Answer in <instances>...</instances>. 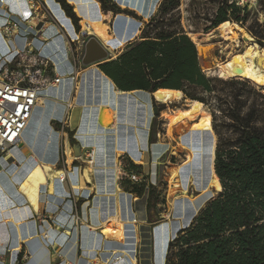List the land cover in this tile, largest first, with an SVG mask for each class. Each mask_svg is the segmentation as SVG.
<instances>
[{
  "label": "crops",
  "instance_id": "crops-1",
  "mask_svg": "<svg viewBox=\"0 0 264 264\" xmlns=\"http://www.w3.org/2000/svg\"><path fill=\"white\" fill-rule=\"evenodd\" d=\"M6 7L9 8L7 5L0 9L1 25L9 18L14 19L17 16L11 11L7 14ZM57 25L60 30L48 23L38 31L37 40L47 41L42 45L39 41L26 44L25 41L16 38L8 42L11 51L0 50V62L6 63L15 57L16 51L29 47L28 50L49 60L55 74L62 77L59 86L47 90L50 97L46 96L44 105L36 108L23 134V144L12 150L7 160L9 166L0 171V256L5 257L0 264H17L22 252L32 256L25 264H41V260L47 264H88L90 260L98 261L100 264H114L110 261L116 255H123L122 261L116 264H130L128 258L132 250L124 243L105 239L101 235L103 221L121 214L120 205L125 208V200L132 219L125 226L132 224L133 219L138 224H155L159 218L163 219V215L157 210L148 211V192L138 197L121 189L120 177L125 175L122 159L128 158L133 164L141 167L143 170L141 182L145 179L148 186L153 185L160 192L161 161L174 156L172 149H179V142L170 148L169 143L157 140L158 132L154 134L152 129L153 120L157 116L154 113V109L157 108H153L154 93L120 91L101 71V64L79 66L78 84L81 85V90L80 92L77 90L78 84L74 89L71 77L77 70L68 56L70 51L66 48V36H69L59 24ZM41 33L43 37H40ZM69 38L72 41L76 40ZM102 44L105 45L103 42ZM63 58L68 61L58 70L56 59L60 61ZM112 59H115L114 56ZM68 99H72L73 102V108L69 111L65 107ZM103 109L112 115L111 127L104 128L100 124ZM189 109L190 107L187 111ZM37 110H41L42 114L31 131L29 128L33 124ZM183 111L186 109L180 110L176 116ZM196 121L198 119L188 122V127L181 138L190 132ZM72 140L75 144L81 145L82 157L79 159H76L74 154ZM95 148L98 154L96 164L92 167L85 162V157L87 151L94 149L95 161ZM185 157L178 168L186 163L187 156ZM38 165L66 172L69 181L63 183L59 178H55L52 194L49 186L43 185L40 188L39 206L36 210L28 204L19 186ZM88 169L90 176L87 174ZM179 188H183L182 182ZM191 189L198 193L197 196L201 195L202 191L194 187H190ZM75 201H78L82 219L79 225L71 222ZM125 211L124 209L123 212ZM124 213L123 217L126 220L128 217ZM172 217V220L167 219L169 221L167 223L176 224L177 217L174 215ZM194 219L188 225L179 226L176 236ZM160 226L154 227L155 232ZM85 227L88 228L86 236L83 233ZM46 234L49 235L48 238ZM96 241L100 244L95 256L92 258L84 256V252Z\"/></svg>",
  "mask_w": 264,
  "mask_h": 264
},
{
  "label": "trees",
  "instance_id": "trees-1",
  "mask_svg": "<svg viewBox=\"0 0 264 264\" xmlns=\"http://www.w3.org/2000/svg\"><path fill=\"white\" fill-rule=\"evenodd\" d=\"M56 1L79 31L75 6L67 0ZM97 1L108 18L122 14L141 22L142 16L122 10L112 0ZM206 21L199 28L200 37L231 22L247 29L264 49V21L261 23L248 4L218 0ZM139 32L115 59L100 65L101 71L122 92L181 91L185 99L211 109V126L218 137L215 172L221 192L178 234L171 254L178 264H264V94L247 83L204 74L197 46L183 25L182 0H162L157 13ZM208 72L233 80L215 70ZM217 84L234 90L221 95ZM223 129H231L235 138L224 141ZM122 165L121 189L138 197L148 192V211H155L160 204L157 188L148 186L145 179L131 181L132 174L141 176L143 170L128 158L122 159Z\"/></svg>",
  "mask_w": 264,
  "mask_h": 264
},
{
  "label": "bare ground",
  "instance_id": "bare-ground-1",
  "mask_svg": "<svg viewBox=\"0 0 264 264\" xmlns=\"http://www.w3.org/2000/svg\"><path fill=\"white\" fill-rule=\"evenodd\" d=\"M67 1L68 3L73 4L75 6L76 14L80 18V25L82 26L83 31L86 35L96 37L97 39L106 37L107 26L103 21V12L97 0ZM112 1L122 8L133 9L140 13V15L144 17V19H148L161 0ZM5 3L17 6L16 8H10V11L12 13L22 11L27 5H29L28 0H6ZM43 4L47 11L50 13V15L59 24V26L66 32V34L69 37L75 39L76 31L74 24L72 20L66 15L61 5L56 0H43ZM116 20L127 25L128 34L122 37V39H116L114 45L108 48L110 52L115 51L119 46H126L129 42L135 40L137 37V28L141 25V22L128 15L126 16L122 14H117ZM219 28L222 33V38L225 42L231 41L237 46H239L241 44V41H243L247 45V48L243 52L234 54V56H232L231 59L225 64L227 74L230 79L249 81L250 83L254 84L259 88H264V49H262L255 43H252L253 38L250 36V34L247 33L244 28H242L236 23L225 22L220 25ZM212 36L213 34H210L207 38H210ZM191 39L192 41H194V43H196L199 57L202 59L203 50L200 41H195L196 38ZM53 60L55 59L53 58ZM67 61L68 60L66 58H63L60 61L56 59L55 63L58 67V70L61 68L63 63H67ZM208 66L209 65L205 64V67ZM43 96L50 97L47 90L43 92ZM183 97V93L181 91L176 90L163 89L154 93V99L159 104L164 105L176 101H181ZM194 104L201 106V104L198 102H194ZM167 118L169 119L168 127L169 129H172L174 125H176L175 117L174 115L170 114L167 116ZM112 119L113 118L110 112L106 109H103L101 113L102 122L105 124L110 123L112 122ZM103 127L106 128L105 126ZM190 136L191 137L189 139H183V143H181L179 146L183 151L187 153V161L179 168L177 167L172 170L171 176V190L169 193L175 195L172 205V215L177 217L179 224L178 222H176V224L175 222L163 225L161 224L162 226H160L156 231V238L158 242V264H164V247L165 242L167 241L166 234L168 233L169 239L174 238L176 236L177 230L179 229V226L182 227L183 224L188 225V223L193 218H196L201 212V210L207 205L206 203L211 200L214 192L213 189L216 188L220 182L215 172L217 137L214 130L209 124L199 123L193 128ZM97 154L98 150L95 148V161L93 162L92 167H94L96 164L95 162L97 159ZM173 154L175 155V153ZM64 174L65 173L63 171H56L50 166L38 165L34 167L31 172L27 175L25 180L19 186V190L26 197L27 201L29 202L28 204H30L34 209L38 210L40 188L43 185H48L49 191L52 194L55 187H53L54 179L63 177ZM87 174L90 176V169L87 170ZM181 182L183 188H179ZM190 187H194L195 189L202 191L201 195L196 197H190L189 195H187L188 191L190 190ZM178 193H180L181 196L176 197ZM124 204L126 205L125 208L120 205L122 211L121 214L108 217V219L103 221L101 235L105 239L116 242H123V240L125 239V224L130 223L129 220L132 219L129 215L130 210L127 205V200L124 201ZM124 209L126 210L125 213L123 212ZM123 213L127 215L128 219L124 220ZM135 222L136 220L134 219L133 221H131V223ZM83 230L84 236H86L88 228L85 227ZM142 237L144 238L142 240L144 243L143 258L148 261L150 259V237L148 231L142 230ZM99 244L100 243L98 241L92 243L88 250L90 252H97ZM73 246L75 247V244H73ZM98 263L100 264V262ZM41 264L47 263H44V261L41 260ZM134 264H136V261H134Z\"/></svg>",
  "mask_w": 264,
  "mask_h": 264
},
{
  "label": "rangeland",
  "instance_id": "rangeland-1",
  "mask_svg": "<svg viewBox=\"0 0 264 264\" xmlns=\"http://www.w3.org/2000/svg\"><path fill=\"white\" fill-rule=\"evenodd\" d=\"M161 1L158 3V5L156 6L153 13L150 15L148 19H144V17L140 15V13H138L137 11L135 12V10L133 9L122 8L119 6L122 10L133 12L140 17L142 16L141 25L138 26L137 28V37L140 35L139 31L144 27L145 23H147L150 20V18H152L157 13ZM231 1L237 2L240 5H247V4L250 5V9H253V11L256 13L257 17L261 21V23L264 21V4L261 2V0H231ZM39 3L41 5L39 15H38L39 17H35L34 21L31 22V25L33 26L34 29H29L25 31L26 27H23L20 35L17 37V39L25 41L26 44L32 43V41H37V42L39 41L41 45L46 43L47 42L46 40H42V41L37 40V35H38V31L41 30L48 23H51L52 25H54L55 29L60 30L57 25L58 23L56 22V20L50 15L47 9H45V7L43 6V0H40ZM217 3H218V0H182L183 25L185 28L188 29L189 36L191 38H196L197 40L195 39V41H200V44L203 50L201 66H202V70L204 69L203 70L204 74L208 78H212V79H220L223 81H234V82L247 83L250 87L264 94V88H259L248 81L225 80V79L218 77V75H213L212 73L208 72L209 70H215L217 74H225L227 75L228 78H230L227 74V69L225 67V64L231 59L232 56H234V54L241 53L247 48L246 43H244L243 41H241V44L239 46H237L235 43L231 41L225 42L224 39L222 38V33H221L220 28H218L214 33H212L213 36L210 38H207L208 36L200 37L199 28L203 27V25L207 23L206 19H208V17L214 14L217 8ZM7 5L11 9L14 7L15 8L17 7L16 5L13 6L12 4H7ZM29 11H30V8H29V5H27L22 11L15 12L14 14L24 15V14L29 13ZM30 15L31 14L25 16V19L28 18ZM103 17H104L103 21L105 22L107 26V34H106V37L98 38V39L100 42L102 41L107 46V48H110L112 45H114L116 39H122V37L128 34V27L125 23H122L116 20V16L114 17V22H113V18H108L104 14H103ZM14 20H17V17H14ZM78 25L80 27L79 31L77 27L74 25L76 35H77L75 38L76 39L75 41H72L69 37L66 36V42H67L66 48H71L73 51L72 54L68 53V56L71 61H72L73 55L76 56L80 52V49H82L81 45L83 43H86L88 38L91 37L85 34L82 26L80 25V22ZM245 30L247 33H249L247 29ZM114 32H115V36L113 37ZM45 36L48 38L47 34ZM250 36L252 37L251 34ZM40 37H43L42 33L40 34ZM252 43H255L256 45H258L255 42L254 38H253ZM123 47L124 46H119L115 51L111 52L114 58H116L118 54L116 51H119L118 49H121ZM0 50L8 51L5 45V42L1 37H0ZM21 51L26 53V51L28 50H26L24 47L23 49H21ZM15 55L17 56V54ZM17 59H20V57L17 56ZM205 64L209 66L205 67ZM80 66H83V65L81 64ZM216 87H217V91H219L221 95H226L234 90V87H228L222 84H217ZM80 90H81V85L79 84L78 91L80 92ZM189 107L190 109L189 111H187ZM153 108H157L158 110H161L160 113L153 120V125H152L153 132L154 134L158 132L159 137L157 136V140H160V142L165 143V144L169 143L170 148L173 146L175 147L176 142H179V146H180V144L183 143V139H189L191 137L190 134L193 128L197 124L206 123L211 126V118H212L211 109L205 106L202 107V105L201 106L196 105L192 103V100L185 99V97H183L181 101H176V102H173L171 104H166V105L158 104L156 100H154ZM183 109H186V111H183L177 117L176 115L179 114L180 110H183ZM41 114H42V111L37 110L34 116L33 124L30 126L29 130L31 131L34 130ZM170 114L174 115L175 121H176V125H174L172 129H169V127H167L169 123V119L167 118V116ZM186 118H190V120ZM197 119H198V121H196L197 123L191 127L190 132L184 138H181L180 136L184 134V130L187 129L188 127V122L195 121ZM212 126H213V118H212ZM222 135H223V140L224 141L228 140L227 142L235 138V134L231 131V129H223ZM217 143H218V137H217ZM172 151H174L175 155L171 159L165 158L164 160L161 161L162 183L160 185L161 191L159 192L160 204L156 208V210L159 211L161 215H163L162 216L163 219L159 218V220L155 221V224H148V223H145V224L135 223L134 224L132 223L124 227L125 239L121 243H124L125 246H127L128 248L132 250V254H129V258H128L130 264L134 263L135 257L137 258L138 264H158L157 263V253H158L157 243L158 242H157L156 232L154 230V227L158 225L160 226L163 223H167L169 222L167 221V219L172 220L173 218L172 217V212H173L172 205H173V199L175 198V195H172L171 193H169L171 190L172 170H174L178 165H181L186 159L185 156H187V153L183 151L180 147L177 150L172 149ZM213 191H214L213 197L211 198V200H213L214 198L218 196V193L220 191V182L218 186L213 189ZM178 195L181 196L180 193H178L176 196ZM187 195L197 196L198 193L194 191L193 189H191L188 191ZM191 224L188 227H186V229L189 228ZM141 225L150 228V233H151V234L149 233L148 229L145 230V231H148L149 237H150V240H149L150 259L148 261L143 258L144 243L142 240L144 238L142 237V231L140 233ZM178 234L175 238H171V239L168 238L169 237L168 233L166 234L167 241L165 242V247H164V250H165L164 251L165 252L164 264H178V259H176L175 256H173L170 252V247L173 245L174 241L178 238ZM109 241H112V240H109ZM112 242H115V241H112ZM95 254H96L95 251L90 252L89 250H86L84 252V256L91 257V258L94 257ZM170 255H172L171 263H169L168 261ZM89 263L97 264V262L96 261L93 262V260H90ZM114 264L116 263L114 262Z\"/></svg>",
  "mask_w": 264,
  "mask_h": 264
},
{
  "label": "built area",
  "instance_id": "built-area-1",
  "mask_svg": "<svg viewBox=\"0 0 264 264\" xmlns=\"http://www.w3.org/2000/svg\"><path fill=\"white\" fill-rule=\"evenodd\" d=\"M39 1L40 0H28L30 7L29 13L17 15V20L9 18L4 25L0 26V37L4 40L8 51H11L8 42L16 39L20 35L23 27H26L25 31L34 29L31 22L34 21L35 17H39L38 15L41 7ZM5 2L6 0H0V9L7 6ZM6 9V11H8L7 14H10L9 8L6 7ZM29 14L31 15L25 19V16ZM84 47L85 43L81 45L82 49H80V52L76 56L73 55L72 58L77 70L76 74L71 77L74 89H76V85L78 84V67L82 64ZM28 48H26V50H28ZM68 49L70 54H72V49ZM15 54H17L20 59H17L15 55L9 62H0V171L7 169L9 166L7 160L10 157L11 151L23 144V134L36 108L43 106L44 100L47 98L43 96V92L50 88L57 87L62 83V77L55 74L49 60L41 58L38 54L30 50L26 51V53L23 51H16ZM65 107L68 111L73 108L72 99H68L65 103ZM85 162L90 166L93 164L94 149L87 151ZM64 173V176L59 178L63 183L69 181L68 174L66 172ZM130 177L132 182L141 181L140 176L136 174H132ZM69 185H71V183H69ZM43 221L45 220L43 219ZM71 222L74 225L82 223L78 201L74 202ZM140 227V233L142 230L145 231L146 229H148L150 233V228L143 225ZM48 237L49 235L46 234V238ZM31 257V254L26 253L21 260H18L17 264H25ZM4 259V256H0V263H2ZM122 259L123 255H116L110 262L122 261ZM134 260L136 264H138L136 257Z\"/></svg>",
  "mask_w": 264,
  "mask_h": 264
},
{
  "label": "water",
  "instance_id": "water-1",
  "mask_svg": "<svg viewBox=\"0 0 264 264\" xmlns=\"http://www.w3.org/2000/svg\"><path fill=\"white\" fill-rule=\"evenodd\" d=\"M112 58L113 56L110 50L107 47H105L102 44V42H100L96 37L91 36L88 38V40L85 43L84 53L81 63L84 67H88L94 64H103ZM154 113L155 115L159 114L157 109H154ZM111 123L112 122L105 124L100 119V124L102 126L111 127ZM73 150L77 158L82 157L81 145L79 143L73 146Z\"/></svg>",
  "mask_w": 264,
  "mask_h": 264
},
{
  "label": "flooded vegetation",
  "instance_id": "flooded-vegetation-1",
  "mask_svg": "<svg viewBox=\"0 0 264 264\" xmlns=\"http://www.w3.org/2000/svg\"><path fill=\"white\" fill-rule=\"evenodd\" d=\"M24 254H26V252H22V253H21V257H20L19 260H21V259L23 258ZM27 254H28V253H27ZM26 263H27V262H26Z\"/></svg>",
  "mask_w": 264,
  "mask_h": 264
}]
</instances>
